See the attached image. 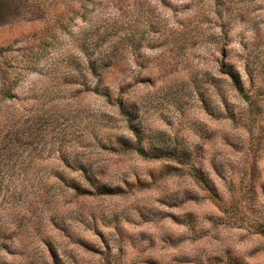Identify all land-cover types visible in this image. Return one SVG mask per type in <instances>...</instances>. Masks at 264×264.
<instances>
[{
	"label": "rangeland",
	"instance_id": "1",
	"mask_svg": "<svg viewBox=\"0 0 264 264\" xmlns=\"http://www.w3.org/2000/svg\"><path fill=\"white\" fill-rule=\"evenodd\" d=\"M0 264H264V0H0Z\"/></svg>",
	"mask_w": 264,
	"mask_h": 264
},
{
	"label": "trees",
	"instance_id": "2",
	"mask_svg": "<svg viewBox=\"0 0 264 264\" xmlns=\"http://www.w3.org/2000/svg\"><path fill=\"white\" fill-rule=\"evenodd\" d=\"M226 74L228 75L229 79L233 83L234 87L239 90V83L237 81L236 76L232 74L230 71H227ZM118 111H119V114L126 121L128 129H130L134 135L137 134L135 127H133L132 125V119L134 117L132 116V113L129 110V108L125 107L124 101H122V99L120 98L118 99Z\"/></svg>",
	"mask_w": 264,
	"mask_h": 264
}]
</instances>
